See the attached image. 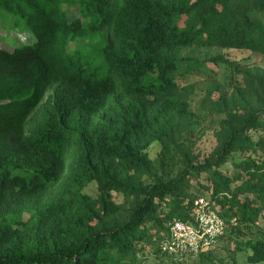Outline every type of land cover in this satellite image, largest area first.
I'll list each match as a JSON object with an SVG mask.
<instances>
[{
    "label": "trees",
    "instance_id": "1",
    "mask_svg": "<svg viewBox=\"0 0 264 264\" xmlns=\"http://www.w3.org/2000/svg\"><path fill=\"white\" fill-rule=\"evenodd\" d=\"M0 8L34 35L0 45V264H190L162 241L175 219L194 221L200 196L227 226L193 264H264V67L211 58L230 87L202 100L219 117L203 155L192 136L204 59L180 54L193 44L264 54V0Z\"/></svg>",
    "mask_w": 264,
    "mask_h": 264
},
{
    "label": "rangeland",
    "instance_id": "2",
    "mask_svg": "<svg viewBox=\"0 0 264 264\" xmlns=\"http://www.w3.org/2000/svg\"><path fill=\"white\" fill-rule=\"evenodd\" d=\"M68 8V15L72 19L80 15L78 6L64 4ZM1 9V8H0ZM34 39V35L30 29L23 25H14L11 16L4 17L0 12V45L12 48L17 43H27ZM83 38L73 41L69 44V48L75 47L78 43H84ZM181 56H192L195 58L204 59V65L200 71L196 72L197 80L202 81L198 83L196 92L193 94V106L196 108V118L198 119L195 133L192 136V146L195 151L203 155L208 154L216 145L215 129L218 127V115L211 113L207 108L203 107L202 100L204 96L210 94L211 98H216L221 91L229 89V77L231 74L230 69L224 62H217L211 59L218 54L229 57L235 60L240 65H260L264 67V54L251 52L247 49H229L223 48L219 45H185L181 50ZM235 80L242 82V73L236 71ZM214 85V89L208 90L210 86ZM220 116V115H219ZM159 150V145L155 144L151 149V154L154 156ZM227 168V167H225ZM86 191L97 195L98 185L95 182L90 183L86 187ZM119 200L122 196H117ZM246 256V253H245ZM243 257V256H242ZM151 260L156 259L151 256ZM175 258V257H174ZM181 259V258H180ZM183 259L190 264L192 260L198 261L199 259L194 256H185ZM244 259V257H243Z\"/></svg>",
    "mask_w": 264,
    "mask_h": 264
},
{
    "label": "built area",
    "instance_id": "3",
    "mask_svg": "<svg viewBox=\"0 0 264 264\" xmlns=\"http://www.w3.org/2000/svg\"><path fill=\"white\" fill-rule=\"evenodd\" d=\"M195 202L194 221L175 219L162 241V249L176 258L196 256L209 249L226 230L227 221L221 214L220 204L205 196Z\"/></svg>",
    "mask_w": 264,
    "mask_h": 264
}]
</instances>
